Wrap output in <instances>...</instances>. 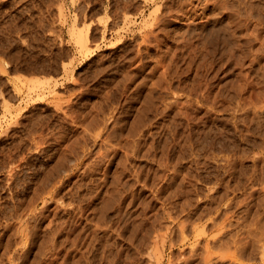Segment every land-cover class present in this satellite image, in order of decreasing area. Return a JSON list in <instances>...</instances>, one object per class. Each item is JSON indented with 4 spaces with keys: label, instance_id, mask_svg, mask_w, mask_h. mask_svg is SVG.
<instances>
[{
    "label": "rangeland",
    "instance_id": "1",
    "mask_svg": "<svg viewBox=\"0 0 264 264\" xmlns=\"http://www.w3.org/2000/svg\"><path fill=\"white\" fill-rule=\"evenodd\" d=\"M263 37V0H0V264H264Z\"/></svg>",
    "mask_w": 264,
    "mask_h": 264
},
{
    "label": "bare ground",
    "instance_id": "2",
    "mask_svg": "<svg viewBox=\"0 0 264 264\" xmlns=\"http://www.w3.org/2000/svg\"><path fill=\"white\" fill-rule=\"evenodd\" d=\"M217 1V0H216ZM264 1V0H263ZM190 2V1H189ZM215 2V1H214ZM232 2V1H231ZM224 3V2H223ZM223 3H222V5H223ZM227 3V2H226ZM207 4V3H206ZM235 4V3H234ZM233 4V5H234ZM221 7V6H220ZM246 7V6H245ZM226 8V7H225ZM223 9V8H222ZM156 10V9H155ZM226 10V9H225ZM229 10V9H228ZM232 10H233V8H232ZM244 10V9H243ZM257 10V9H256ZM240 11H241V9H240ZM157 12V11H156ZM223 12V11H222ZM248 12V11H247ZM152 13H154V12H152ZM151 13V14H152ZM175 13V12H174ZM209 14V13H208ZM230 14H232V13H230ZM247 14V13H246ZM249 14V13H248ZM260 14V13H259ZM218 16V15H217ZM149 17H150V15H149ZM246 18V17H245ZM257 18V17H256ZM209 19V18H208ZM248 22V21H247ZM106 23V22H105ZM150 24V23H149ZM214 24H215V22H214ZM152 25V24H151ZM151 25H149V26H151ZM258 25V24H257ZM154 26H155V24H154ZM157 26V25H156ZM199 26V25H198ZM227 26V25H226ZM146 27V26H145ZM162 27V26H161ZM191 27V26H190ZM239 27V26H238ZM151 28V27H150ZM199 28V27H198ZM229 28V27H228ZM215 31H216V29H214ZM88 31V30H87ZM86 31V32H87ZM157 31V30H156ZM175 31V30H174ZM188 31V30H187ZM193 31V30H192ZM220 31V30H219ZM196 32V31H195ZM188 33V32H187ZM198 33V32H197ZM196 33V34H197ZM204 33V32H203ZM229 33V32H228ZM78 34V33H77ZM207 34H208V32H207ZM87 35H88V33H87ZM163 35V34H162ZM189 35V34H188ZM244 35V34H243ZM152 36V35H151ZM195 36V35H194ZM206 36V35H205ZM211 36V35H210ZM217 36V35H216ZM222 36V35H221ZM155 37V36H154ZM231 37V36H230ZM242 37V36H241ZM78 38H79V36L77 37V40H78ZM88 38V37H87ZM87 38H86V35L83 37L82 36V38H80L79 40H80V42H79V44H81V43H84L83 45L81 44V46L83 47H85V44L87 43L86 41H88L87 40ZM167 38V37H166ZM264 38V37H263ZM252 39V38H251ZM142 40V39H141ZM145 40V39H144ZM221 40V39H220ZM231 40V39H230ZM238 40V39H237ZM143 41V40H142ZM169 42V41H168ZM201 42H203V41H201ZM200 42V43H201ZM205 42V41H204ZM203 42V43H204ZM221 42V41H220ZM222 42H224V41H222ZM246 42H248V41H246ZM208 43V42H207ZM230 43V42H229ZM234 43V42H233ZM252 43V42H251ZM142 44V43H141ZM145 44V43H144ZM207 45V44H206ZM237 46H238V42H237V44H236ZM243 45V44H242ZM244 46V45H243ZM261 46V45H260ZM205 47V46H204ZM241 47V46H240ZM250 47V46H249ZM259 47V46H258ZM81 48V47H80ZM213 48V47H212ZM244 48V47H243ZM246 49V48H245ZM260 49V48H259ZM85 50V49H84ZM213 50H214V48H213ZM208 52V51H207ZM206 52V53H207ZM217 52V51H216ZM221 52H222V50H221ZM241 52V51H240ZM250 52V51H249ZM255 52V51H254ZM259 52V51H258ZM212 53V52H211ZM228 53V52H227ZM138 54V53H137ZM234 54V53H233ZM241 54V53H240ZM205 55V54H204ZM221 55V54H220ZM232 55V54H231ZM251 55V54H250ZM196 56V55H195ZM230 56V55H229ZM137 57V56H136ZM218 57V56H217ZM239 57V56H238ZM252 57V56H251ZM264 57V56H263ZM224 58V57H223ZM240 58V57H239ZM151 59V58H150ZM213 59V58H212ZM227 59H228V57H227ZM232 59V58H231ZM231 59H229V60H231ZM252 59V58H251ZM251 59H250V61H251ZM254 59V58H253ZM139 60V59H138ZM233 60V59H232ZM237 60V59H236ZM235 60V61H236ZM254 60H256V59H254ZM158 62H159V60H158ZM255 62V61H254ZM154 63H157L156 61L154 62ZM224 63V62H223ZM230 63H231V61H230ZM161 64H163V63H161ZM249 65V64H248ZM157 67V66H156ZM164 67V66H163ZM219 67V66H218ZM249 69V68H248ZM257 70H259V68L257 69ZM248 72V71H247ZM256 72V71H255ZM258 72V71H257ZM175 73V72H174ZM262 73V72H261ZM241 74V73H240ZM244 74V73H243ZM160 76H161V74H160ZM243 76V75H242ZM241 77V76H240ZM245 78V77H244ZM162 79V78H161ZM165 80V79H164ZM167 80V79H166ZM239 81V80H238ZM255 81V80H254ZM157 82V81H156ZM167 82V81H166ZM248 82V81H247ZM251 84V83H250ZM255 84H259V83H255ZM262 85V84H261ZM163 87V86H162ZM161 87V88H162ZM167 88V87H166ZM165 88V89H166ZM156 89V88H155ZM160 89V88H159ZM164 89V90H165ZM150 90V89H149ZM167 90V89H166ZM160 92V91H159ZM167 94V93H166ZM146 95H147V93H146ZM149 97V96H148ZM152 97V96H151ZM166 97V96H165ZM43 99V98H42ZM145 99V98H144ZM152 100V99H151ZM158 103V102H157ZM176 104V103H175ZM153 105V104H152ZM155 105V104H154ZM153 105V106H154ZM177 105V104H176ZM152 107V106H151ZM148 108V107H147ZM168 109H170V108H168ZM179 111V110H178ZM101 114V113H100ZM177 114V113H176ZM165 116V115H164ZM172 119V118H171ZM140 120V119H139ZM171 121V120H170ZM173 123V122H172ZM136 125V124H135ZM142 125V124H141ZM175 125V124H174ZM139 126V125H138ZM189 128V127H188ZM137 129V128H136ZM171 129V128H170ZM130 132H131V129L129 130ZM134 131H135V129H134ZM136 131H138V130H136ZM169 135V134H168ZM88 137V136H87ZM170 137V136H169ZM32 139V138H31ZM96 139V138H95ZM185 139V138H184ZM42 140V139H41ZM92 140H93V138H92ZM169 140V139H168ZM39 141V140H38ZM104 141V140H103ZM166 141V140H165ZM164 141V142H165ZM187 141V140H186ZM97 142V141H96ZM166 142H168V141H166ZM185 142V141H184ZM187 143V142H186ZM189 143V142H188ZM203 143V142H202ZM170 144V143H169ZM168 144V145H169ZM194 144V143H193ZM102 145V144H101ZM165 145V144H164ZM39 147V146H38ZM42 147V146H41ZM186 147H188V146H186ZM134 148V147H133ZM196 148V147H195ZM187 149V148H186ZM128 150V149H127ZM131 150V149H130ZM191 150V149H190ZM36 152V151H35ZM129 152V151H128ZM131 152V151H130ZM41 153V152H40ZM116 153V152H115ZM131 155V154H130ZM127 156V155H126ZM105 157V156H104ZM78 158V157H77ZM102 158V157H101ZM22 160V159H21ZM102 160V159H101ZM128 160V159H127ZM100 162V161H99ZM96 164V163H95ZM127 166V165H126ZM129 166V165H128ZM93 167V166H92ZM61 168V167H60ZM15 169V168H14ZM126 169V168H125ZM129 169H131V168H129ZM17 170V169H16ZM65 170V169H64ZM71 171V170H70ZM17 173V172H16ZM67 173V172H66ZM84 175V174H83ZM25 176V175H24ZM10 178H12V177H10ZM22 178V177H21ZM8 182H10V181H8ZM21 182V181H20ZM55 183V182H54ZM59 183V182H58ZM22 185V184H21ZM25 185H26V183H25ZM55 185V184H54ZM59 185H61V184H59ZM114 186V185H113ZM52 187V186H51ZM112 187V186H111ZM116 188V187H115ZM120 188V187H119ZM15 189V188H14ZM49 189V188H48ZM61 189V188H60ZM112 190V189H111ZM11 191V190H10ZM13 191V190H12ZM35 191V190H34ZM120 191V190H119ZM49 192V191H48ZM77 192V191H76ZM114 192V191H113ZM25 193V192H24ZM114 193H116V192H114ZM43 194V193H42ZM46 194V193H45ZM41 195V194H40ZM66 195V194H65ZM77 195V194H76ZM118 195H120V194H118ZM81 198V197H80ZM130 198V197H129ZM55 199V198H54ZM116 199H118V198H116ZM3 200V199H2ZM14 200V199H13ZM57 200V199H56ZM91 200V199H90ZM112 200V199H111ZM114 200V199H113ZM112 200V201H113ZM43 201V200H42ZM77 201V200H76ZM78 202V201H77ZM116 202V201H115ZM118 202V201H117ZM47 203V202H46ZM52 203V202H51ZM31 204V203H30ZM44 204V203H43ZM61 204V203H60ZM82 204V203H81ZM110 204V203H109ZM108 204V205H109ZM120 204V203H119ZM5 205V204H4ZM56 205V204H55ZM92 205V204H91ZM21 206V205H20ZM29 207V206H28ZM106 208V207H105ZM116 208V207H115ZM24 209V208H23ZM82 209V208H81ZM3 210V209H2ZM34 210V209H33ZM74 210H75V208H74ZM32 211V210H31ZM85 211V210H84ZM80 214V213H79ZM169 214V213H168ZM108 215V214H107ZM72 218V217H71ZM89 218V217H88ZM106 218V217H105ZM111 219V218H110ZM116 219V218H115ZM155 219V218H154ZM18 220V219H17ZM53 220V219H52ZM112 220V219H111ZM101 221H102V219H101ZM154 221V220H153ZM64 222V221H63ZM87 222V221H86ZM99 222V221H98ZM109 222V221H108ZM51 223V222H50ZM49 223V224H50ZM58 223V222H57ZM65 223V222H64ZM94 223V222H93ZM92 223V224H93ZM133 223V222H132ZM98 224V223H97ZM100 224V223H99ZM51 225V224H50ZM105 225V224H104ZM59 226V225H58ZM74 226V225H73ZM128 226V225H127ZM16 227V226H15ZM32 227V226H31ZM103 227V226H102ZM101 227V228H102ZM110 227V226H109ZM28 228V227H27ZM26 228V229H27ZM30 228V227H29ZM59 228V227H58ZM80 228V227H79ZM100 228V229H101ZM123 228V227H122ZM121 228V229H122ZM89 229V228H88ZM112 229V228H111ZM17 230V229H16ZM21 230V229H20ZM24 230H25V228H24ZM81 230V229H80ZM92 230H94V229H92ZM104 230V229H103ZM115 230V229H114ZM95 232V231H94ZM100 233V232H99ZM130 233V232H129ZM86 234V233H85ZM95 234V233H94ZM111 234V233H110ZM108 235V234H107ZM132 235V234H131ZM52 236V235H51ZM133 236V235H132ZM85 237V236H84ZM102 237V236H101ZM101 239V238H100ZM25 240V239H24ZM45 240H47V239H45ZM91 240H92V238H91ZM114 240V239H113ZM43 241V240H42ZM45 242V241H44ZM39 243V242H38ZM92 243V242H91ZM110 243V242H109ZM60 244V243H59ZM88 244H89V242H88ZM88 244H85V245H88ZM196 244V243H195ZM107 245V244H106ZM113 245V244H112ZM89 247V246H88ZM132 247H134V246H132ZM54 248V247H53ZM106 248V247H105ZM39 249V248H38ZM253 249V248H252ZM30 250V249H29ZM83 250V249H82ZM121 250V249H120ZM138 251V250H137ZM253 251V250H252ZM41 252V251H40ZM74 252H76V251H74ZM132 252H133V250H132ZM49 253V252H48ZM66 253V252H65ZM139 253V252H138ZM125 255V254H124ZM135 255V254H134ZM53 256V255H52ZM102 256V255H101ZM131 256V255H130ZM18 257V256H17ZM57 257V256H56ZM114 257V256H113ZM15 258H16V256H15ZM82 258V257H81ZM14 259V258H13ZM204 259V258H203ZM16 260V259H15ZM76 260V259H75ZM61 261V260H60ZM91 261V260H90ZM110 261V260H109ZM21 262V261H20ZM19 262V263H20ZM114 262V261H113ZM133 262V261H132ZM204 262H205V260H204ZM13 263V262H12ZM62 263V262H61ZM75 263V262H74ZM124 263V262H123ZM130 263V262H129ZM100 264V263H99Z\"/></svg>",
    "mask_w": 264,
    "mask_h": 264
}]
</instances>
